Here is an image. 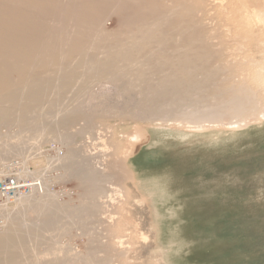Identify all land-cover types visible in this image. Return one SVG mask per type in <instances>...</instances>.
<instances>
[{
    "label": "rangeland",
    "instance_id": "rangeland-1",
    "mask_svg": "<svg viewBox=\"0 0 264 264\" xmlns=\"http://www.w3.org/2000/svg\"><path fill=\"white\" fill-rule=\"evenodd\" d=\"M38 1V7L47 2ZM173 1L163 2L175 10L156 25L125 29L124 37L110 44L117 42L119 52L140 49L141 63L161 53H183L184 39L219 54L213 69L226 66L225 59L230 63L232 57L247 61V71L241 72L253 78L251 89L231 96L234 106H244L239 126L213 117L188 128L130 113L136 97L121 93L109 75L94 73L112 52L99 39L118 31L117 1L99 8L95 23L89 17L79 23L63 11L74 0H49L38 10L31 0H0V79L9 82L10 90H48L40 102L18 96L10 103L0 95V115L5 116L0 166L20 163L26 180L20 183H32L29 192L0 207V239H8L0 246V264H264V118L258 115L264 105V0ZM189 12L194 24L172 22ZM26 19L28 28L21 24ZM170 21L169 32L150 38L149 32ZM181 28L184 33H179ZM195 29L204 33L190 38ZM79 31L88 32V38L70 53L66 40ZM8 44L14 48L7 57L3 52ZM68 73L73 82L59 96L60 79ZM195 75L199 83L201 76ZM226 76L222 68L220 80ZM201 91L196 88L182 103L167 99L162 105L185 112L191 120L188 114L198 109ZM210 103L214 100L199 107ZM71 115L76 116L73 123L61 129L58 123ZM134 129L143 140L125 155L116 154V144L122 149ZM98 130L107 136L103 144L108 147L98 143L105 155L90 160L82 143L97 137ZM48 143L60 145L63 157L49 161L41 147ZM74 162L89 177L106 180L102 187L115 198L113 204L93 198L84 178L67 171ZM94 203L99 214L86 209Z\"/></svg>",
    "mask_w": 264,
    "mask_h": 264
},
{
    "label": "bare ground",
    "instance_id": "bare-ground-1",
    "mask_svg": "<svg viewBox=\"0 0 264 264\" xmlns=\"http://www.w3.org/2000/svg\"><path fill=\"white\" fill-rule=\"evenodd\" d=\"M31 1L34 2L35 0H31ZM113 1L114 2L117 1V4H118L116 9H115L116 19H117V23H118L117 24L118 31L111 33V35H109V37L108 36L106 38L100 37L99 40L101 43L100 44L101 47L105 48V49L112 50V52H107V62L100 64L97 67V69L94 70V73H95V75L100 76V77H102L104 75H109L110 82L115 84L121 90V93H123L124 95H127L129 97L130 96L136 97L137 100L135 101V104L133 105V109L131 110L130 113H133V111H134L137 113V115L139 114L142 116L149 114V115H152L153 119L157 122H162V123L164 122L165 124L183 125V126H186L188 128H198L202 125V123L204 121H206V119H210L213 117L225 118V119H227V123L229 125H232L233 127L239 126L240 124L243 123L244 119L241 118L240 115L243 113L244 106H242V105L239 107L234 106L232 104L231 96L236 91L237 92L243 91L244 93H248V91H250V89H251V88L250 89L248 88L249 87L248 82H249V80H251L253 78L247 77V75H246V77L242 75V72L247 71L245 68L247 66V61L246 62L240 61V60H242V59H240L237 62V58L233 59V57H232L231 60L229 59L230 63H229V61H226V59H225V64H227L226 66L223 65L219 69H213V67H214L213 64L215 62L220 61V60H218V59H220L219 54H217L213 51L208 52L207 48H205V46H202V43H200V42L197 43V47H194L192 45V42L189 39H184L185 41L182 42V45L186 47V50L183 53H179V54H176L174 56H168V57H165L161 53V54H157V55L153 56L152 58H150V56H149L150 59H147L141 63V62H139V58L142 57L143 53L140 49L136 48V49L130 50L128 48L127 50H125L123 52H119L118 49L120 48V46L117 42L115 44H112V45L110 44L111 40H119L122 37H124V35L126 34L125 29L128 30V28H131V27H139L140 28V27L146 26V25H156V22H158V20L163 18L165 13L174 12V10H175L174 7L166 8L163 5V2L165 0H74L75 5L70 4V3L66 4L65 7L63 8V11L70 14V16L74 20H77V22H79V23H81L82 21L84 22V19L87 17H89L90 19L94 18L93 22L95 23L97 18H98L96 16L98 9L101 8L102 5H104V4L105 5L111 4V2H113ZM179 1L180 0H174L173 3L175 2L178 5ZM192 1H195V0H192ZM39 4L40 3L37 0L34 3H32V6L37 10L41 9V8L45 9V7H47L46 5L49 4V0H47V2L42 1L41 2L42 5L38 7ZM178 8H179V6H178ZM192 8H193V6H192ZM7 15H9V14H7ZM174 18L175 19H172V22H177V21L182 22L183 21L184 23L189 24L188 26L194 24L193 20L191 18L190 12L187 13L185 16H183V14L180 13L177 17H174ZM172 22L171 21L168 22L166 27H163L160 25H159L160 27L158 26V28L155 27V28H157L156 31H152L153 28L152 29L150 28V30L152 32H149L148 35L151 38L154 36V34H162L165 32H169L168 30L171 28ZM27 23H28V19H26V23L23 21L21 22V24H24V27L28 28L29 25ZM201 23H203V22H201ZM9 26H11V25H9ZM190 29H192V28H190ZM227 29H228V27H227ZM153 30H155V29H153ZM137 31H139L138 28H137ZM229 31H230V28H229ZM232 31H231V33H232ZM180 32L184 33L185 31H184V29L181 28L179 33ZM191 32L193 34H191L190 38L194 37L195 39H197L199 36L202 35V33H204V31H200L198 29L197 30L195 29L193 31L191 30ZM209 32H210V30H209ZM226 32H225V34H226ZM210 34H213V33H210ZM228 34H230V32ZM87 38H88V32L86 33V32L79 31L77 33L69 34V36L66 40L68 43L67 51L70 53H74L75 51L80 50V48L84 45V42L86 41ZM13 45L14 44H12V45L8 44V47L6 48V49H8V51L3 52L4 54L7 55V57H8V55H10L12 53L13 48H14ZM66 46H67V44H66ZM5 60H4V62H5ZM222 60L223 59H221V61ZM1 61H3V60L1 59ZM226 62H228V63H226ZM221 63L219 62V64H221ZM133 66H135L136 68ZM222 68L226 72L227 76L225 77V79L220 80ZM187 72L190 74H188ZM195 74H199L201 76V78H200L201 80L199 81V83H196L197 81L196 82L194 81L195 79L193 77ZM64 76L66 78L63 77L64 79H60L61 81L63 80V82L60 84V87L58 89V91H59L58 95L59 96H61V93L63 92V90L66 91V89H68L70 87L69 85L71 84V82H73L72 81L73 77H72L71 73L65 74ZM219 76H220V78H219ZM259 80H260V78L257 77L256 81L259 82ZM48 81H46V82H48ZM260 82H261V80H260ZM48 83H50V82H48ZM258 84L260 85V83H258ZM208 85L210 86V88L207 89L206 87ZM262 85L263 84H261V86ZM9 86H10V84L8 81H5L4 79H0V95L4 93L2 95V96H4V97H2V100L8 101L10 103H15L18 96H23V98L25 100H28V101L31 100L33 102H40V100L43 99L45 94L48 93L47 92L48 90L47 91L46 90H37L38 88L37 89H35V88L34 89H32V88L28 89L29 87H27V89H24L20 92L17 88L13 89L14 90L13 91V90H10L11 86L9 89ZM17 87H18V85H17ZM196 88L198 90L200 88H202L204 91L203 92L201 91L199 93L198 97L196 96L197 101L195 103H196V106H198L197 107L198 109L197 110L195 109L194 112L192 111L193 113L191 112L190 114H188L191 116V118H190L191 120H189V117H188V119L184 117V116H186L184 114L185 112L178 113L173 108H170V107L167 108L168 105L166 107H163L162 104L167 99H171L172 101L182 103L186 99L190 98V95L192 94L191 92L195 91ZM256 91H257V89H256ZM191 97H195V95H193ZM247 97H249V96H247ZM253 98H254V96H253ZM206 99L207 100L210 99V101H211V99H212V101L214 100L213 104L210 103L211 107L210 106L209 107L204 106L203 108L199 107L200 104L207 102ZM255 105H257V103ZM248 106H250V105H248ZM251 108H253V107H251ZM250 110H252V109H250ZM260 110L261 111L258 113V115H261V117L264 118V105L261 107ZM203 112H205V113H203ZM203 114H205V116H201ZM206 115H209V116H206ZM4 118H5V116L0 115V124L3 122ZM75 118H76V116H74V115L73 116L71 115L68 117H63L61 119V121L58 123V125L61 127V129L65 128V130H66V126L71 125ZM21 121L23 122V124L28 123L25 120V118H23V119L21 118ZM221 122H223V121L221 120ZM96 133L98 134L97 137H95V136L94 137L93 136L87 137L86 140L82 143V147L84 149H86V156L89 157L90 160H98L99 161L104 157L105 154H101V152H100L101 149H100V147L99 148L97 147V144L98 143L103 144V142H105L107 140V136L100 133V131H99V133L98 132H96ZM65 138H66V136H65ZM141 138L142 137L140 136L139 131H136V129L131 130V132L127 135L126 144H125V146L122 147V149H121V145L119 143L116 144V147H118V149L116 150V154L125 155V153H127L129 150H131V148L133 147V145L135 143L143 140ZM67 139H68V141L69 140L71 141V138L69 136L67 137ZM103 147L106 149V147H108V146H106V144H103ZM102 151H103V149H102ZM105 151H107V150H105ZM116 156H118V155H116ZM60 161H61V159H60ZM88 165L90 167L91 164L88 163ZM67 167H68L67 171H69V173L71 175H73L74 177H76L77 179L79 177L84 178V180H82V182L84 183L86 190L89 191L91 193V195L94 196L93 198L105 199L106 200L105 204H107V205L113 204L115 198L111 197L110 195H105L106 193L102 187V184L106 180H103V178L94 179V178L89 177L86 173L87 172L86 168L80 169V166L78 163L74 162L73 164H70V165L68 164ZM27 171H28V169H27ZM23 172H24V170H23ZM19 184H21V183H19ZM113 185L114 184H111V185L109 184V186H111V188H110L111 190L115 189L113 187ZM89 192H88V194H89ZM23 197H24V195H23ZM10 201H12V200L4 201L3 205H5L6 203H9ZM86 209L88 210V212L92 213L93 215H95L96 213L99 214V206H97L95 203L92 205L90 204ZM107 219L111 220L113 218L107 217ZM7 240L8 239H6V240L0 239V246H3L2 244L4 242H6Z\"/></svg>",
    "mask_w": 264,
    "mask_h": 264
},
{
    "label": "built area",
    "instance_id": "built-area-1",
    "mask_svg": "<svg viewBox=\"0 0 264 264\" xmlns=\"http://www.w3.org/2000/svg\"><path fill=\"white\" fill-rule=\"evenodd\" d=\"M42 147L45 157L49 161H54L63 157V150L60 145L55 143H48ZM22 169L20 163H8L0 166V207L3 206L4 201L14 200L20 193L29 192L32 183L22 180ZM20 180V182H19ZM18 182V183H17ZM39 181L33 182L37 184ZM24 184L28 185L24 189Z\"/></svg>",
    "mask_w": 264,
    "mask_h": 264
}]
</instances>
